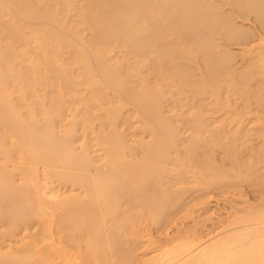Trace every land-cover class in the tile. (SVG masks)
Masks as SVG:
<instances>
[{
  "label": "bare ground",
  "instance_id": "6f19581e",
  "mask_svg": "<svg viewBox=\"0 0 264 264\" xmlns=\"http://www.w3.org/2000/svg\"><path fill=\"white\" fill-rule=\"evenodd\" d=\"M261 186L264 0H0V264H264Z\"/></svg>",
  "mask_w": 264,
  "mask_h": 264
},
{
  "label": "rangeland",
  "instance_id": "374dc122",
  "mask_svg": "<svg viewBox=\"0 0 264 264\" xmlns=\"http://www.w3.org/2000/svg\"><path fill=\"white\" fill-rule=\"evenodd\" d=\"M170 104L172 105V102H171ZM172 106H173V105H172ZM171 115H172L171 117H172L173 122H174V123H175V124L181 129V131H180L181 133H180V136H179V143L182 144L183 141H184V140L186 141V139L188 140V137H189V134L186 132V129H187V127H188V124H187L186 122H187L188 120H187V119H184L183 117H182V118H183V120H182V118L179 117V115L177 116V112H176V111H175V112H172ZM186 117H188V116H186ZM180 119H181V120H180ZM184 120H186V122H185ZM186 124H187V127H186ZM184 126H185V127H184ZM182 127H183L184 129H183ZM185 128H186V129H185ZM182 129H183V130H182ZM184 131L186 132L187 135L185 134ZM183 133H184L185 136H186L185 138H184V134H183ZM181 148H182V146H181L180 148H179V146H178V147H177V151H178V152H182V151H181ZM179 149H180V150H179ZM182 150H183V149H182ZM178 155H181V154L179 153ZM171 157H172V156H171ZM172 158L174 159V157H172ZM172 158H171V161H170V163H171V164H170V167H171V168H175V165L177 166L178 163H176V164H175V163H172L173 161H175V160H173ZM172 160H173V161H172ZM175 162H176V161H175ZM172 166H173V167H172ZM172 172H173V171H172ZM173 173H174V172H173ZM175 176H176V174H172V175L170 176V177H171V180H174V179H175ZM190 176H192V175H190ZM173 177H174V178H173ZM191 181L193 182V179H192ZM189 186H190V185H189ZM191 186H192V185H191ZM191 186H190V188H191ZM262 188L264 189V187L261 186V188H260L259 190H262ZM191 190H192V188H191ZM191 190H189V191L187 192L188 194L186 193L185 196H184L185 199L187 200V201H185L186 203H188L189 201L192 200V197H191L190 199H187V198H189V197L194 193V188H193L192 191H191ZM209 192H210V191H209ZM203 193H204V192H203ZM262 193H264V192H262ZM200 194L202 195V193H199L198 195H200ZM208 194H209V193H208ZM259 194H260V193H258L257 195H259ZM186 195H189V196H186ZM198 195H197V196H198ZM201 195H200V196H201ZM205 195L208 196L207 193H205ZM262 195H264V194H262ZM262 195H261V198H262ZM202 196H203V195H202ZM206 196H205V197H206ZM210 196H211V195H209L208 198H207V197H206V198L209 200V199H210V198H209ZM255 196H256V195H255ZM255 196H254V197H255ZM186 197H187V198H186ZM252 197H253L252 195H248V196L246 197L247 201L249 200V201H248V202H249V205H250V206L253 205V206H252L253 208H255V207H259V208H260V205H261V203H260V201H259V197H260V196H256V197H255L256 199H254V197H253V198H252ZM243 198H244L243 200H245V197H243ZM248 198H249V199H248ZM251 198H252V199H251ZM185 199H184V200H185ZM212 199H213L214 202H211L212 205H210V206L208 205V206H209L208 209H210V207H214V206H215V205H213V204H215V200H216L217 198L213 196ZM253 199H254V200H253ZM188 200H189V201H188ZM220 200H221V201H219V202H221V205H223L224 203H225L224 205H226V206L228 205V206H230V207H232V206L234 207V205H235V204L233 205L232 202L230 203V201H228L229 203H228V202H225V199H224V200H223V199H220ZM243 200H241V199H239V198H236V201H237V202H240V201H243ZM222 201H223V202H222ZM261 201H262V200H261ZM216 202H217V201H216ZM211 203H210V204H211ZM254 206H255V207H254ZM219 208L222 209V207H219ZM254 210H258V209L256 208V209H254ZM222 212H223V210H222ZM35 229H36V228H35ZM171 229H172V228H171ZM18 232L20 233V230H19ZM148 232L154 234V236L157 237L158 239H161V238L163 237L162 235H160V233L158 232V230H157L155 227H152V226L149 227V228H148ZM167 232H170V234H171V233H173V230H171V231L169 230V231H167ZM30 233H32V231H31ZM20 234H21V233H20ZM172 235H173V234H172ZM172 235H171V236H172ZM8 240H9V241H4L3 238H1V235H0V252H1V253H7V252H9V249L5 248V247H7V246H12V245H13V246H14L15 248H17V249H19V248L22 247V243H17V242H16L17 240H20V238H13V243H11L12 241H10V239H8ZM136 254H137L136 256L139 258V256H140L142 253H141L140 251H138ZM142 255H143V254H142ZM140 257H142V256H140ZM139 259H140V258H139ZM24 264H31V263H24Z\"/></svg>",
  "mask_w": 264,
  "mask_h": 264
}]
</instances>
